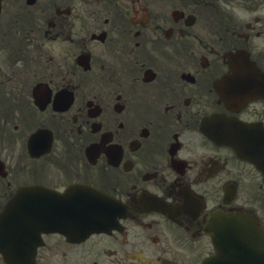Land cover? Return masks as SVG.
I'll use <instances>...</instances> for the list:
<instances>
[{"label":"flooded vegetation","instance_id":"flooded-vegetation-1","mask_svg":"<svg viewBox=\"0 0 264 264\" xmlns=\"http://www.w3.org/2000/svg\"><path fill=\"white\" fill-rule=\"evenodd\" d=\"M0 3V213L24 186L62 217L94 189L124 207L107 231L43 233L35 264H199L219 209L264 235L261 172L202 129L216 112L264 124V97L237 106L215 87L228 50L264 69V0Z\"/></svg>","mask_w":264,"mask_h":264},{"label":"water","instance_id":"water-1","mask_svg":"<svg viewBox=\"0 0 264 264\" xmlns=\"http://www.w3.org/2000/svg\"><path fill=\"white\" fill-rule=\"evenodd\" d=\"M246 69H247V71H251V74H252L253 71L250 68H246ZM259 75L260 74H252L250 76H251V78H256V77H259ZM232 247H234V246L233 245H230L229 247H227L228 249L225 248V247H223L222 248V252L227 253V252H229L232 249ZM223 255H225V254H223Z\"/></svg>","mask_w":264,"mask_h":264},{"label":"bare ground","instance_id":"bare-ground-1","mask_svg":"<svg viewBox=\"0 0 264 264\" xmlns=\"http://www.w3.org/2000/svg\"><path fill=\"white\" fill-rule=\"evenodd\" d=\"M238 224L239 225H242V222L241 221H238ZM247 238H249L250 242L253 241V242H256V239H253V238H250V236H248ZM232 240V237L229 238V241ZM229 261V258L228 259H224L223 260V263L222 264H226L227 262Z\"/></svg>","mask_w":264,"mask_h":264}]
</instances>
